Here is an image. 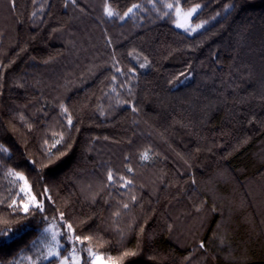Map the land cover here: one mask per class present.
Returning a JSON list of instances; mask_svg holds the SVG:
<instances>
[{"label":"trees","instance_id":"trees-1","mask_svg":"<svg viewBox=\"0 0 264 264\" xmlns=\"http://www.w3.org/2000/svg\"><path fill=\"white\" fill-rule=\"evenodd\" d=\"M72 251L264 264V0H0V264Z\"/></svg>","mask_w":264,"mask_h":264},{"label":"rangeland","instance_id":"rangeland-1","mask_svg":"<svg viewBox=\"0 0 264 264\" xmlns=\"http://www.w3.org/2000/svg\"><path fill=\"white\" fill-rule=\"evenodd\" d=\"M172 10L175 11V13L177 14V18H178V27L185 29V30H193L196 29V25L193 24L192 18L195 14V12L190 16H186V14L190 11V10H183L181 7H179L178 5L175 6V4L173 5V7L171 8ZM179 25H184L183 27L179 26ZM21 179V177H20ZM22 180V186H21V195L24 196V200H23V206L24 208L27 207H31L34 205H37L38 202L35 199V197L33 196L32 192H31V188L28 185L27 181L23 178ZM44 232L47 234V236L50 238L49 239V253H48V259L52 258L54 256H58L59 255V249L61 248V243H60V230L57 227L56 224L54 223H50L46 226V228L44 229ZM55 237V238H53ZM55 254V255H53ZM95 256H101L98 254H95ZM67 259H62L61 262L59 264H82L81 261V257L80 255L75 252L72 251L68 257H66ZM106 264H110L109 261L105 260ZM93 264H94V255H93Z\"/></svg>","mask_w":264,"mask_h":264},{"label":"snow or ice","instance_id":"snow-or-ice-1","mask_svg":"<svg viewBox=\"0 0 264 264\" xmlns=\"http://www.w3.org/2000/svg\"><path fill=\"white\" fill-rule=\"evenodd\" d=\"M137 7H139V6L138 5H133L132 8H129L127 10V12L124 13V16H127L129 13H131L133 11V8H137ZM168 7L169 8H172L173 5L169 4ZM104 11H105V14L107 16H109V17H111L113 15H116V13L113 12V10L111 9V7H109L107 5L105 6ZM194 12H196V8H192L186 14V16L190 17ZM120 18L123 19V17H120ZM179 26L183 27L184 25H179ZM200 26L201 25H197L196 27L199 28ZM193 30H195V29H193ZM147 158H148L147 153H144L143 156H142V159H147ZM129 171H131V169H129ZM111 178H112L111 175H109V179H111ZM21 179H23V177H21ZM125 207H127V205H125ZM27 210H28L27 207H25V211H27ZM69 227H71V225H69ZM53 238H55V237H53ZM77 239H79V237H77ZM53 255H55V254H53ZM93 255H94V264H106L105 258L103 256H95V254H93ZM124 255L125 256L126 255H129V253H124ZM65 259H67V258H65ZM108 259H111V258H108Z\"/></svg>","mask_w":264,"mask_h":264}]
</instances>
